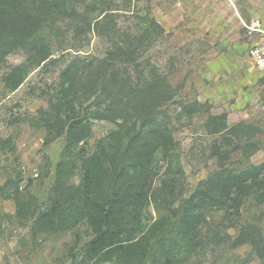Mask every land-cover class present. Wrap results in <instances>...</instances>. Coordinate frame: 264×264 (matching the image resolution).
Returning <instances> with one entry per match:
<instances>
[{
    "label": "rangeland",
    "instance_id": "rangeland-1",
    "mask_svg": "<svg viewBox=\"0 0 264 264\" xmlns=\"http://www.w3.org/2000/svg\"><path fill=\"white\" fill-rule=\"evenodd\" d=\"M23 1L45 20L0 63V264H82L87 223L46 235L34 216L50 206L66 147L54 127L61 75L79 61L94 64L78 82L85 107L130 109L143 129L167 127L174 137L170 157L154 162L156 190L171 170L174 202H153L145 216L149 226L169 219L163 237L144 259L98 264H264V188L253 186L238 208L206 209L197 247L178 238L173 211L217 174L264 161V81L249 57L264 0H67L68 13L52 17L43 0ZM16 66L27 78L11 90L4 77ZM119 123L93 122L71 185Z\"/></svg>",
    "mask_w": 264,
    "mask_h": 264
},
{
    "label": "trees",
    "instance_id": "trees-1",
    "mask_svg": "<svg viewBox=\"0 0 264 264\" xmlns=\"http://www.w3.org/2000/svg\"><path fill=\"white\" fill-rule=\"evenodd\" d=\"M68 3L67 0H58L57 4L43 0L42 5L52 17L66 15ZM32 4L23 0H0V63L7 54L23 46L33 32L44 28L45 19ZM104 66L109 67L104 64L101 68ZM92 67L94 64L81 61L71 63L61 75L59 98L53 104L58 112L54 127L58 137L66 134V147L57 166L50 206L34 215L36 230L57 235L85 221L91 240L82 264L144 259L153 243L163 237V227L169 221L162 218L150 226L145 224L148 207L153 202H174L170 169L166 170L161 187L157 190L154 187L159 177V171L154 168L156 155L161 152L170 157L174 137L167 127L143 129L141 119L130 109H119L113 104H107L104 109L93 110L91 104L85 107L79 99L78 82ZM26 78V68L16 66L5 75L4 82L9 89L17 90ZM93 79L99 82L96 73ZM96 120L120 123L117 131L99 142L96 153L82 161L80 184L71 185L78 167L76 163L82 160L79 154L85 153L82 148L76 150L90 136ZM253 186L264 188V161L240 173L217 174L173 209L178 238L197 247L205 210L226 207L229 203L238 208ZM258 198L263 199L264 195ZM18 205L19 210L23 209V203Z\"/></svg>",
    "mask_w": 264,
    "mask_h": 264
},
{
    "label": "built area",
    "instance_id": "built-area-1",
    "mask_svg": "<svg viewBox=\"0 0 264 264\" xmlns=\"http://www.w3.org/2000/svg\"><path fill=\"white\" fill-rule=\"evenodd\" d=\"M249 34L253 36L254 44L250 49L249 57L255 69L262 75L264 81V29L259 25L250 29Z\"/></svg>",
    "mask_w": 264,
    "mask_h": 264
}]
</instances>
